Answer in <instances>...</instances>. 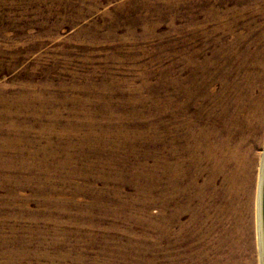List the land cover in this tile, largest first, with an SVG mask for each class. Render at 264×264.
<instances>
[{
  "label": "rangeland",
  "instance_id": "obj_1",
  "mask_svg": "<svg viewBox=\"0 0 264 264\" xmlns=\"http://www.w3.org/2000/svg\"><path fill=\"white\" fill-rule=\"evenodd\" d=\"M261 29L264 0H0V264L181 256L180 224L157 241L154 222L173 208L165 166L198 122L190 86Z\"/></svg>",
  "mask_w": 264,
  "mask_h": 264
},
{
  "label": "bare ground",
  "instance_id": "obj_2",
  "mask_svg": "<svg viewBox=\"0 0 264 264\" xmlns=\"http://www.w3.org/2000/svg\"><path fill=\"white\" fill-rule=\"evenodd\" d=\"M235 42L216 58L215 75L194 86L190 82L188 97L199 98L195 108L198 122L187 124L182 162L164 165L168 173L166 200L173 208L167 219L154 222L157 241L167 236V226L180 224L185 233L181 255L185 264H235L232 257L243 249L262 259L258 215L262 154L257 149L264 146V30L254 39L256 46L241 57ZM239 58L234 71L229 65ZM182 178L186 181L179 186ZM178 195L181 203L174 201ZM181 212L188 214L186 222H180ZM173 248L171 264L181 257L176 252L173 256Z\"/></svg>",
  "mask_w": 264,
  "mask_h": 264
},
{
  "label": "water",
  "instance_id": "obj_3",
  "mask_svg": "<svg viewBox=\"0 0 264 264\" xmlns=\"http://www.w3.org/2000/svg\"><path fill=\"white\" fill-rule=\"evenodd\" d=\"M258 215H259V234L261 247V260L264 264V153L260 167L259 192H258Z\"/></svg>",
  "mask_w": 264,
  "mask_h": 264
}]
</instances>
